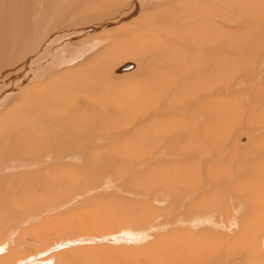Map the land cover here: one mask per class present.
Segmentation results:
<instances>
[{
	"label": "bare ground",
	"instance_id": "1",
	"mask_svg": "<svg viewBox=\"0 0 264 264\" xmlns=\"http://www.w3.org/2000/svg\"><path fill=\"white\" fill-rule=\"evenodd\" d=\"M57 219L111 242L70 264H264V0H0V264Z\"/></svg>",
	"mask_w": 264,
	"mask_h": 264
},
{
	"label": "rangeland",
	"instance_id": "2",
	"mask_svg": "<svg viewBox=\"0 0 264 264\" xmlns=\"http://www.w3.org/2000/svg\"><path fill=\"white\" fill-rule=\"evenodd\" d=\"M157 195V194H156ZM57 215H59V214H57V213H55V212H53V213H51V214H44L43 215V217L42 218H40L39 220H31L30 222H28V225L26 224L25 226L26 227H24L23 226V231H25V230H35L36 231V229L40 226V225H43L42 223H44L43 221V219L44 218H50V217H58ZM58 220H60V219H57V220H51V226H49V227H43V228H40L38 231H39V235H35V236H30V237H28L25 241L27 242L26 244L25 243H23V244H25V245H29V247L28 248H22V246L21 247H18L17 249H16V251L18 250V249H21L22 250V252H23V255L22 256H20L18 259H16V262H13L14 264H16V263H18V260L19 259H23V258H25V259H27L28 260V258H30V256H38V255H40L39 257H38V259H40L41 258V260H42V257L43 256H45V257H52V260H51V262H48V263H46V262H41V260H37L36 262H34V263H32V264H70L71 262L67 259V258H65L64 257V252L65 251H70V250H73V249H87L88 247H95V246H97V247H100V246H102V247H104V246H107V245H111V242L110 241H102V242H96V243H94V242H81V243H78V244H67L66 245V247L65 248H62V249H59V250H57V251H50L51 249H49L48 247L50 246H52V245H61L62 244V240H63V238L65 237V235L64 234H62L61 232H58L57 230H56V228H54L53 227V225H55L54 223H56V225H60V221H58ZM25 228V229H24ZM51 229H53V230H51ZM175 230H176V228H175ZM175 230H173L172 232L173 233H176L175 232ZM45 231V232H44ZM112 231H113V229H110L109 231H107V232H104L103 234H97V233H93V234H91V233H87V234H85V235H81V236H89L90 238H95V237H100L101 235H107V234H112ZM12 231H10V233H11ZM9 233V232H8ZM42 233V234H41ZM47 233H49L48 235H47ZM45 234V237H42V235H44ZM6 235H8V234H6ZM165 235H169V233L168 232H159V233H157V235L156 236H152L153 238H151V240H148V241H144V242H142L141 241V244H140V246H139V244H138V242H136L135 244H129V243H123L125 246H128V247H135V246H137V244H138V247L140 248L139 250H146V249H150V251L148 252V257H147V261L148 262H150V260L152 259V256L150 257L149 256V253L150 254H152V248L153 249H155L154 247H157L158 248V246H155V243L157 244V242L159 241V239H161V238H163ZM80 236V237H81ZM75 237H77V236H69V237H65V240L64 241H67V240H73ZM12 238V237H11ZM11 238H10V241H11ZM3 239V238H2ZM1 239V240H2ZM48 240V242L49 243H47V244H44V242L46 241V240ZM153 239V240H152ZM1 240H0V243H2L3 244V240H2V242H1ZM45 240V241H44ZM9 241V242H10ZM118 243V242H117ZM143 243V244H142ZM113 244V243H112ZM12 244H9V247H11V248H14V246H11ZM49 245V246H48ZM130 245H132V246H130ZM24 246V245H23ZM174 248L173 249H169L170 250V252L172 253V254H177L178 253V249H179V247H176V246H173ZM180 249H181V247H180ZM6 253V252H5ZM1 255H5V254H0V256ZM141 255H144V254H141ZM141 255H138L140 258H138L137 259V262H138V264H143V263H145L144 262V256H141ZM29 256V257H28ZM22 257V258H21ZM122 257V256H121ZM73 258V257H72ZM76 259V258H75ZM123 259V258H122ZM121 259V260H122ZM129 261H130V258L129 259H126V261H124L126 264H131V263H129ZM74 262H76L77 264H79L78 262H77V259L76 260H72V263L73 264H76V263H74ZM151 263V262H150ZM28 264H31V263H28Z\"/></svg>",
	"mask_w": 264,
	"mask_h": 264
},
{
	"label": "water",
	"instance_id": "3",
	"mask_svg": "<svg viewBox=\"0 0 264 264\" xmlns=\"http://www.w3.org/2000/svg\"><path fill=\"white\" fill-rule=\"evenodd\" d=\"M133 64L131 62H128V61H125L123 62L122 64H120L118 67H117V71L120 72V71H124V70H127L128 68L132 67Z\"/></svg>",
	"mask_w": 264,
	"mask_h": 264
}]
</instances>
